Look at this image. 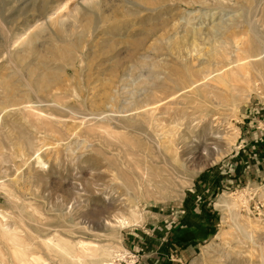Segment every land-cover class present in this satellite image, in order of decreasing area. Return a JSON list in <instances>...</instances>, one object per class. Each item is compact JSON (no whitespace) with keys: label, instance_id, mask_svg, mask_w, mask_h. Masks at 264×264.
Returning a JSON list of instances; mask_svg holds the SVG:
<instances>
[{"label":"rangeland","instance_id":"1","mask_svg":"<svg viewBox=\"0 0 264 264\" xmlns=\"http://www.w3.org/2000/svg\"><path fill=\"white\" fill-rule=\"evenodd\" d=\"M263 50L264 0H0V264H264Z\"/></svg>","mask_w":264,"mask_h":264},{"label":"crops","instance_id":"2","mask_svg":"<svg viewBox=\"0 0 264 264\" xmlns=\"http://www.w3.org/2000/svg\"><path fill=\"white\" fill-rule=\"evenodd\" d=\"M179 214H180V217L182 218V217H183V213L180 212ZM206 216H207L206 214H205V216H201V215H197V216L192 215V216H191V214H190V215L188 214V215L185 217V219H186L187 221L184 223V226H191V225L193 224V222H195V219H197L196 222H198V221H200V222H205V221L208 219ZM195 224H196V223H195ZM195 224H194L193 226H195Z\"/></svg>","mask_w":264,"mask_h":264},{"label":"bare ground","instance_id":"3","mask_svg":"<svg viewBox=\"0 0 264 264\" xmlns=\"http://www.w3.org/2000/svg\"><path fill=\"white\" fill-rule=\"evenodd\" d=\"M264 53V50L262 51V53H260V54H257V55H255V56H258V55H261V54H263ZM260 57V56H259ZM258 57V58H259ZM250 58V57H249ZM123 224H124V222H123ZM23 255V254H22ZM78 256V255H77ZM72 257H74L75 258V256H72ZM24 258V257H23ZM72 259V258H71ZM28 263V262H27ZM23 264V263H22Z\"/></svg>","mask_w":264,"mask_h":264},{"label":"built area","instance_id":"4","mask_svg":"<svg viewBox=\"0 0 264 264\" xmlns=\"http://www.w3.org/2000/svg\"><path fill=\"white\" fill-rule=\"evenodd\" d=\"M132 258H133L132 262H133V261H136V259H137V257H136L135 255H133Z\"/></svg>","mask_w":264,"mask_h":264}]
</instances>
